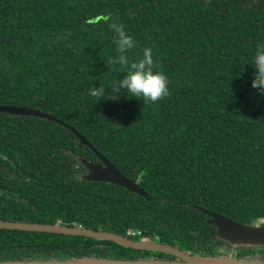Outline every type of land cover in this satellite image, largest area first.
<instances>
[{
  "label": "trees",
  "instance_id": "16d2710c",
  "mask_svg": "<svg viewBox=\"0 0 264 264\" xmlns=\"http://www.w3.org/2000/svg\"><path fill=\"white\" fill-rule=\"evenodd\" d=\"M113 22L135 41L131 60L152 49L166 97L143 104L88 94L121 74L106 67L116 55ZM260 46L264 0H0V105L69 125L148 194L85 181L80 159L100 161L64 126L0 113V220L81 226L205 256L224 242L196 207L264 226V98L253 93L250 66ZM82 256L174 259L0 229V261Z\"/></svg>",
  "mask_w": 264,
  "mask_h": 264
},
{
  "label": "water",
  "instance_id": "95a60500",
  "mask_svg": "<svg viewBox=\"0 0 264 264\" xmlns=\"http://www.w3.org/2000/svg\"><path fill=\"white\" fill-rule=\"evenodd\" d=\"M0 113L13 116L37 117L64 126L76 135L82 145L89 147L100 161V163H96L85 158L80 159L81 164L87 171L83 176L85 181L117 185L131 193L148 199L147 192L143 190L137 182L125 178L105 156L99 153L97 149L87 141L85 137L64 122L49 114L35 111L33 109L8 105H0ZM196 209L208 217L206 222L208 225L213 226L216 229L215 237L217 240L225 242L234 248H264V226H262V222H257L252 225L243 224L200 207H196ZM0 229L45 232L112 241L125 248L144 250L153 253H163L174 257V259L150 257L132 260L104 258L99 256H82L65 260H10L0 261V264H264V260L256 258H237L229 255H193L181 251L176 247L164 245L147 238L140 239L139 241L131 240L116 233L87 229L81 226L0 220Z\"/></svg>",
  "mask_w": 264,
  "mask_h": 264
},
{
  "label": "clouds",
  "instance_id": "9594fccd",
  "mask_svg": "<svg viewBox=\"0 0 264 264\" xmlns=\"http://www.w3.org/2000/svg\"><path fill=\"white\" fill-rule=\"evenodd\" d=\"M113 32V43L116 55L106 62L108 66H119L123 79L119 77L110 87L93 85L89 88L88 94L91 97L102 100L119 101L121 97L143 101V104L155 103L168 95V80L159 71H153L154 60L151 48H144L142 58L131 60L127 53L135 48V41L125 30L123 24L110 23ZM255 70V76L251 84L253 93L264 98V46L257 48L253 62L250 64Z\"/></svg>",
  "mask_w": 264,
  "mask_h": 264
},
{
  "label": "rangeland",
  "instance_id": "374dc122",
  "mask_svg": "<svg viewBox=\"0 0 264 264\" xmlns=\"http://www.w3.org/2000/svg\"><path fill=\"white\" fill-rule=\"evenodd\" d=\"M245 249V251H242ZM249 249H252L255 253H252ZM246 252V257L245 258H260L264 259V256L260 254V249L259 248H251V247H244V248H237V247H229V246H219V249L217 250L216 255H229L232 257H236L238 253H243Z\"/></svg>",
  "mask_w": 264,
  "mask_h": 264
},
{
  "label": "built area",
  "instance_id": "2783aa9c",
  "mask_svg": "<svg viewBox=\"0 0 264 264\" xmlns=\"http://www.w3.org/2000/svg\"><path fill=\"white\" fill-rule=\"evenodd\" d=\"M142 233H141V231H135V230H130V231H128V236H140ZM146 239V238H145ZM148 239V238H147Z\"/></svg>",
  "mask_w": 264,
  "mask_h": 264
},
{
  "label": "flooded vegetation",
  "instance_id": "af4514ba",
  "mask_svg": "<svg viewBox=\"0 0 264 264\" xmlns=\"http://www.w3.org/2000/svg\"><path fill=\"white\" fill-rule=\"evenodd\" d=\"M130 230H132V229H130ZM130 230H128V231H130ZM127 234H128V232H127ZM142 235V234H141ZM142 239H144V238H142ZM220 246H229L228 244H226L225 242L223 243V244H221ZM229 247H231V246H229ZM225 255V254H224Z\"/></svg>",
  "mask_w": 264,
  "mask_h": 264
}]
</instances>
